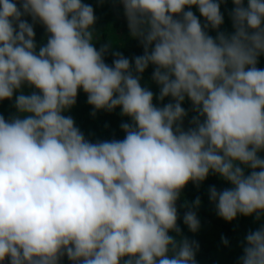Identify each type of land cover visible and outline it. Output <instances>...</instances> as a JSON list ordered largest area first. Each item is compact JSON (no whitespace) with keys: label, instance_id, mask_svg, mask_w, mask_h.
<instances>
[{"label":"clouds","instance_id":"obj_1","mask_svg":"<svg viewBox=\"0 0 264 264\" xmlns=\"http://www.w3.org/2000/svg\"><path fill=\"white\" fill-rule=\"evenodd\" d=\"M224 2L120 0L143 55L112 51L109 65L91 5L0 0V101L16 110L0 114V264H197L177 201L210 173L231 184L208 190L220 218L264 217V0H232V33L220 31ZM37 22L48 34L38 50ZM149 65L163 106L141 84ZM81 89L93 116L131 119L122 140L92 142L63 114ZM186 98L196 115L185 129ZM200 204L182 205L192 233ZM241 246L238 264H264V225Z\"/></svg>","mask_w":264,"mask_h":264},{"label":"trees","instance_id":"obj_2","mask_svg":"<svg viewBox=\"0 0 264 264\" xmlns=\"http://www.w3.org/2000/svg\"><path fill=\"white\" fill-rule=\"evenodd\" d=\"M83 3L89 4L94 9V15L96 17V23L94 25V46L99 50L100 46L111 42L110 52L105 56V63L111 65L114 57L111 55L112 51L121 52L126 58L130 60L138 55H143V48L139 44V41L130 36L127 27V21L124 16V10L122 4L116 5L117 0H82ZM245 6L247 0H244ZM234 7L232 0H225L221 4V12L224 15V24L221 26L220 31L226 33H232L234 31L232 27V21L228 13ZM188 10V9H186ZM203 23V17L195 6L191 9ZM32 23L31 17H25ZM35 40L37 43V50L39 47L46 43L48 34L42 24L37 22L34 25ZM209 35L215 37L216 32L209 30ZM258 68L264 69V54L258 58ZM154 66L149 65L142 75V86L148 87L154 93L153 103L157 106H163L171 101L170 97L165 98L163 102L156 99L159 94V86L152 80V73ZM25 94H30L35 91L34 88L28 86L23 87ZM188 111V116L184 119L185 129L189 126V121L196 115L191 108V102L186 98L182 104ZM93 107L87 103V94L83 90H79L76 104L63 114L71 116L76 126L84 133L85 138L96 142L97 140H122L125 136L124 131L121 129V123H131V119L120 114L119 108L108 112L105 110L96 111L95 115H92ZM16 110L13 107V101L4 100L0 101V114L4 115L7 119L11 115L15 114ZM260 156L264 157V152H260ZM250 170L245 169V173L248 174ZM215 186L217 190H223L230 188L231 184L216 174H209L207 179L203 181L198 187L189 182L183 191L181 192L180 199L177 201V208L179 213L178 225L182 229V234L190 240H196L199 245V251L196 254L197 264H234L227 262L223 259L227 256L229 247L234 243L235 237L233 232L235 227L244 225L247 229L253 224L264 225V217L259 221L254 216H242L238 215V220L235 226L230 222H227L220 218L215 209V205L209 199V187ZM197 197L200 198L201 204L196 209L198 219L200 221V229L196 233L189 231L188 227L183 224V215L188 210L182 207L184 204H191ZM232 222V221H231ZM175 236V233H170ZM247 234V232H246ZM222 237L226 238L229 243L224 245ZM179 239V237H177ZM62 264H71V262L65 256Z\"/></svg>","mask_w":264,"mask_h":264},{"label":"rangeland","instance_id":"obj_3","mask_svg":"<svg viewBox=\"0 0 264 264\" xmlns=\"http://www.w3.org/2000/svg\"><path fill=\"white\" fill-rule=\"evenodd\" d=\"M120 0H117L116 5H119ZM260 155V153H259ZM247 170V169H246ZM238 220H233L230 222L235 226ZM261 225L260 224H253L248 229L242 225L239 226V224L235 227V231L233 232V235L235 237L234 243L229 247L228 254L223 259H226L227 262H232L234 264H238V258L243 255V248H242V242L244 241V237L246 236V232L248 233L250 230L254 231L258 229Z\"/></svg>","mask_w":264,"mask_h":264}]
</instances>
